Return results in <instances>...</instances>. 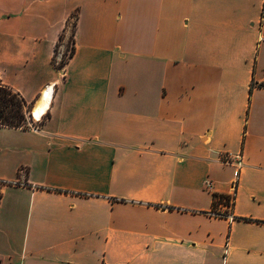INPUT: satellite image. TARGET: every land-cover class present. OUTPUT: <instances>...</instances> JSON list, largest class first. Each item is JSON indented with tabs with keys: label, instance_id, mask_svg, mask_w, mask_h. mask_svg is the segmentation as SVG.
<instances>
[{
	"label": "crops",
	"instance_id": "crops-1",
	"mask_svg": "<svg viewBox=\"0 0 264 264\" xmlns=\"http://www.w3.org/2000/svg\"><path fill=\"white\" fill-rule=\"evenodd\" d=\"M0 84V264H264V0H0Z\"/></svg>",
	"mask_w": 264,
	"mask_h": 264
},
{
	"label": "trees",
	"instance_id": "trees-1",
	"mask_svg": "<svg viewBox=\"0 0 264 264\" xmlns=\"http://www.w3.org/2000/svg\"><path fill=\"white\" fill-rule=\"evenodd\" d=\"M73 20L68 22L71 24V47L69 52L66 54H62L59 61L55 60L56 57V48L52 58V63L56 68H62V66L66 63L68 58L73 54L74 46H73V35L75 29V18L76 16L73 15ZM68 21V20H67ZM68 23L63 28L62 32L59 35L58 42L60 43L64 37V32L67 30ZM57 42V44H58ZM29 104L23 98V96L13 88L0 84V126H8V127H15V128H28V117L27 113L29 110ZM5 181L0 180V198L2 195L1 186L5 184ZM12 183V182H9ZM6 183V184H9ZM213 204L216 203L214 200L215 196L224 197L225 194L222 193H213ZM218 202V201H217Z\"/></svg>",
	"mask_w": 264,
	"mask_h": 264
},
{
	"label": "built area",
	"instance_id": "built-area-1",
	"mask_svg": "<svg viewBox=\"0 0 264 264\" xmlns=\"http://www.w3.org/2000/svg\"><path fill=\"white\" fill-rule=\"evenodd\" d=\"M71 19L73 20L74 18H71ZM28 128L35 129L36 124L28 120ZM219 160L221 163H224V164H234L235 170L233 172V177L229 185L231 192L229 194H225L224 197H218V196L214 197V200L219 206L222 207V210L221 209L213 210L211 211V214L217 217H225L229 220H233L235 217L233 216V213H232V205H233L234 193H235L236 186L238 183L239 171L242 165V156L240 153L231 155L229 153L222 152L219 155ZM203 184L207 190L209 191L212 190L211 180L205 179Z\"/></svg>",
	"mask_w": 264,
	"mask_h": 264
},
{
	"label": "bare ground",
	"instance_id": "bare-ground-1",
	"mask_svg": "<svg viewBox=\"0 0 264 264\" xmlns=\"http://www.w3.org/2000/svg\"><path fill=\"white\" fill-rule=\"evenodd\" d=\"M50 91H52L51 87L45 88L40 96L39 99L33 104L31 111L36 118H38L44 111L47 109L49 99L50 98Z\"/></svg>",
	"mask_w": 264,
	"mask_h": 264
},
{
	"label": "rangeland",
	"instance_id": "rangeland-1",
	"mask_svg": "<svg viewBox=\"0 0 264 264\" xmlns=\"http://www.w3.org/2000/svg\"><path fill=\"white\" fill-rule=\"evenodd\" d=\"M71 28H72L71 24H68L67 30H66V32L64 34V37L62 39V46H61V48H60V50L58 52L57 57H55V60L56 61H59L60 60L62 54H66L67 55V53L69 52V49H70V47L72 45V43H71V40H72V37H71Z\"/></svg>",
	"mask_w": 264,
	"mask_h": 264
}]
</instances>
